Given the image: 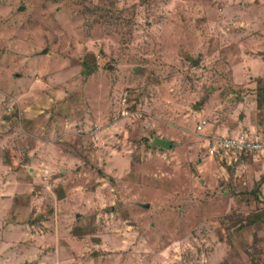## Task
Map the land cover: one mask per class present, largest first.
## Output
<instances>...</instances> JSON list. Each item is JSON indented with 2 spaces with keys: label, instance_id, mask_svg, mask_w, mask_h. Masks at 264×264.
Wrapping results in <instances>:
<instances>
[{
  "label": "rangeland",
  "instance_id": "1",
  "mask_svg": "<svg viewBox=\"0 0 264 264\" xmlns=\"http://www.w3.org/2000/svg\"><path fill=\"white\" fill-rule=\"evenodd\" d=\"M11 79L0 264H264V0H0Z\"/></svg>",
  "mask_w": 264,
  "mask_h": 264
},
{
  "label": "built area",
  "instance_id": "2",
  "mask_svg": "<svg viewBox=\"0 0 264 264\" xmlns=\"http://www.w3.org/2000/svg\"><path fill=\"white\" fill-rule=\"evenodd\" d=\"M207 120H202L198 124L201 129L205 126ZM209 149L220 154L230 153L232 155L254 154L264 147V138L257 131L251 130L237 135L231 134H213L209 135Z\"/></svg>",
  "mask_w": 264,
  "mask_h": 264
},
{
  "label": "crops",
  "instance_id": "3",
  "mask_svg": "<svg viewBox=\"0 0 264 264\" xmlns=\"http://www.w3.org/2000/svg\"><path fill=\"white\" fill-rule=\"evenodd\" d=\"M21 77V76H20ZM21 78H23V77H21ZM24 80V79H23ZM14 82L12 81V79L9 81V83H8V85H6V86H3V85H0V99H2L3 98V96H4V94L5 93H7V94H9V95H11V93H9L10 92V90L9 89H6V87H10L11 89H15L14 88ZM31 91H33V90H31V87H29V88H27L26 89V93H29V94H31L32 92ZM48 93H49V91H47ZM14 93H17V94H19L20 95V93L22 94L23 93V90H18L17 89V92L14 90V91H12V94H14ZM48 93L46 94H44V93H42L41 94V96L40 97H38L39 99L38 100H36V99H34V103H30L28 106H27V108L29 109L28 111H27V113L25 112V114H24V117L27 119V118H29V122H30V125L32 124V127H33V123L36 121V122H38V121H43L44 122V124H45V120H44V118H43V112H41V105L44 103V101H45V98L47 97V96H49L48 95ZM22 96V95H21ZM33 97V94H31V98ZM3 101V100H2ZM5 103H8V105H11L12 104V102H5ZM40 112V114L37 116V113H39ZM24 113V112H23ZM10 120V119H9ZM2 121V120H1ZM11 121V120H10ZM4 122H8L7 121V119H5L4 120ZM15 123H17V121H15L14 122V124ZM20 125V124H19ZM21 126V125H20ZM44 129L45 128H42L41 130H40V132H38V135L41 137L42 136V134H43V131H44ZM13 132L11 131V130H9V132H8V134H12ZM227 134H231V135H236V134H234V131H233V133H227ZM43 137V136H42ZM44 139H45V137H43ZM37 140H41V138H38ZM172 140V139H171ZM45 141H47L46 139H45ZM154 144H158V143H154ZM172 144H173V140H172ZM160 145V144H159ZM50 163V162H49ZM1 169H3L2 167H0V172L2 173V171L3 170H1ZM9 200V198L6 196V193L4 194V193H0V203H1V201H8ZM2 204V203H1Z\"/></svg>",
  "mask_w": 264,
  "mask_h": 264
},
{
  "label": "water",
  "instance_id": "4",
  "mask_svg": "<svg viewBox=\"0 0 264 264\" xmlns=\"http://www.w3.org/2000/svg\"><path fill=\"white\" fill-rule=\"evenodd\" d=\"M153 142L154 143H158V144H160L161 146H163L165 148L172 147V140L171 139H168V138H164V137H160V136H155Z\"/></svg>",
  "mask_w": 264,
  "mask_h": 264
},
{
  "label": "trees",
  "instance_id": "5",
  "mask_svg": "<svg viewBox=\"0 0 264 264\" xmlns=\"http://www.w3.org/2000/svg\"><path fill=\"white\" fill-rule=\"evenodd\" d=\"M264 103V98H261L260 97V101H259V104L261 105V104H263ZM259 189V187L257 186V190Z\"/></svg>",
  "mask_w": 264,
  "mask_h": 264
}]
</instances>
